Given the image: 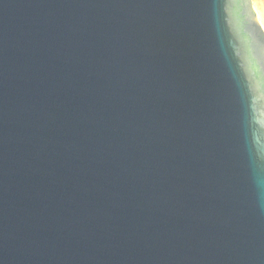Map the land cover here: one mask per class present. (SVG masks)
I'll use <instances>...</instances> for the list:
<instances>
[{
    "label": "water",
    "instance_id": "water-1",
    "mask_svg": "<svg viewBox=\"0 0 264 264\" xmlns=\"http://www.w3.org/2000/svg\"><path fill=\"white\" fill-rule=\"evenodd\" d=\"M0 264H264L252 0H0Z\"/></svg>",
    "mask_w": 264,
    "mask_h": 264
},
{
    "label": "bare ground",
    "instance_id": "bare-ground-1",
    "mask_svg": "<svg viewBox=\"0 0 264 264\" xmlns=\"http://www.w3.org/2000/svg\"><path fill=\"white\" fill-rule=\"evenodd\" d=\"M252 7L258 23L264 31V0H252Z\"/></svg>",
    "mask_w": 264,
    "mask_h": 264
}]
</instances>
